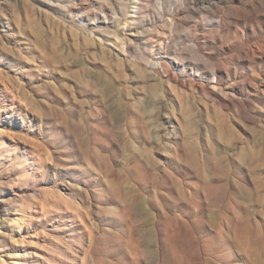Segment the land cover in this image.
<instances>
[{
    "label": "rangeland",
    "instance_id": "1",
    "mask_svg": "<svg viewBox=\"0 0 264 264\" xmlns=\"http://www.w3.org/2000/svg\"><path fill=\"white\" fill-rule=\"evenodd\" d=\"M0 264H264V0H0Z\"/></svg>",
    "mask_w": 264,
    "mask_h": 264
},
{
    "label": "bare ground",
    "instance_id": "2",
    "mask_svg": "<svg viewBox=\"0 0 264 264\" xmlns=\"http://www.w3.org/2000/svg\"><path fill=\"white\" fill-rule=\"evenodd\" d=\"M82 29V28H81ZM86 30V29H85ZM125 35V34H124ZM120 36V35H119ZM123 36V35H122ZM117 45V44H116ZM125 46V45H123ZM117 47V46H116ZM116 50V49H115ZM119 52V49L117 50ZM122 53V52H121ZM118 54V53H117ZM120 55V54H119ZM129 57V56H128ZM140 66V65H139ZM161 72V71H160Z\"/></svg>",
    "mask_w": 264,
    "mask_h": 264
}]
</instances>
